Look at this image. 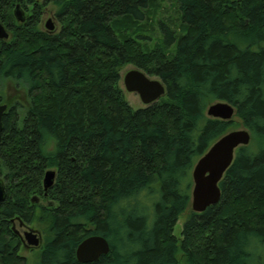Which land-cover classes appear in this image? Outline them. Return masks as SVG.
Segmentation results:
<instances>
[{
  "label": "trees",
  "instance_id": "obj_1",
  "mask_svg": "<svg viewBox=\"0 0 264 264\" xmlns=\"http://www.w3.org/2000/svg\"><path fill=\"white\" fill-rule=\"evenodd\" d=\"M154 1L0 0V264H28L12 220L45 225L38 264H81L77 246L93 235L110 250L88 264H264V0H172L178 28L160 20L161 45L145 51L139 30ZM48 5L53 31L41 26ZM127 64L165 95L134 110L119 86ZM7 80L23 100L6 99ZM217 101L251 141L219 202L195 213L193 166L234 125L205 115Z\"/></svg>",
  "mask_w": 264,
  "mask_h": 264
},
{
  "label": "water",
  "instance_id": "obj_2",
  "mask_svg": "<svg viewBox=\"0 0 264 264\" xmlns=\"http://www.w3.org/2000/svg\"><path fill=\"white\" fill-rule=\"evenodd\" d=\"M16 21L23 22L24 14L19 6L14 9ZM47 31H53L54 26L47 21ZM9 37L8 31L0 23V41ZM123 86L126 92L135 93L144 105L157 102L165 95V87L160 80H151L138 69L128 71L123 77ZM7 106L0 105V140L3 134V115ZM235 114L233 106L226 102L217 101L208 106L207 117L231 121ZM251 141L250 132L247 129L228 131L218 138L208 150L196 161L191 171V209L195 213H202L209 206L215 205L220 199L219 182L223 174L233 161L235 151L241 146H247ZM55 179V171L47 170L44 173L42 186L44 193L52 187ZM5 198V186L0 179V203ZM32 201H36L32 199ZM23 242L31 248H38L42 244L40 235L32 229L23 235ZM110 247L107 240L99 235L85 238L77 246L76 259L81 264L97 262L101 256L109 253Z\"/></svg>",
  "mask_w": 264,
  "mask_h": 264
},
{
  "label": "rangeland",
  "instance_id": "obj_3",
  "mask_svg": "<svg viewBox=\"0 0 264 264\" xmlns=\"http://www.w3.org/2000/svg\"><path fill=\"white\" fill-rule=\"evenodd\" d=\"M38 1L40 3H42L43 0H38ZM152 5L155 6V7H153L154 11H153V9H152V11H149L148 20H145V22L142 23V24H144V26L141 27L140 30H139V33L141 34V36L145 37V39L144 38H140L139 39V41H141L140 47L142 48V50H145V51L153 50L155 48H158V46L161 45L162 34H161V32L159 31V28H158V22L160 20L161 21L163 20L164 22H168L169 21V23L171 22L172 24H170V25H171V27L173 29H176L179 26V20H178L179 17H178L177 7L175 6L174 1H172V0H165V1H163V0H155L154 4H152ZM45 9L47 11L44 14V16L42 17V22H41L42 28L45 29V25H46L47 21H50V23L54 26V30H56L58 28V25L56 24V19L53 16V9H52L51 5H48ZM138 28H136V30ZM134 31H135V28H134ZM134 69H138V68L136 66H134L133 64L124 65L120 69V72H119L120 73L119 86H120V88L123 91V95H124L125 100L129 103V105L134 110H137L139 108L145 107L146 105H144L141 102V100H140V98L138 97L137 94L126 92L125 89H124V86H123V77H124V75L128 71L134 70ZM138 70L142 71L141 69H138ZM142 72H144V71H142ZM146 75L151 80H159L155 76H151V75H148V74H146ZM4 92L7 94V97H9L10 99H12V97H16L19 100H21V99L23 100L24 99V90H20L18 88L16 89V87L14 86V82H12L10 80H7L5 82ZM211 104H213V103H211ZM211 104H209V105H211ZM208 106H207V108H208ZM207 108H206V110H207ZM206 110H205V115H206ZM232 123L234 125L230 128V131L243 129L240 126H236L239 123V120H238V118H235L234 116L232 118ZM32 199H35L36 201H32ZM32 199H31V201L34 202V203L39 201L37 198H35V196H33ZM189 208L191 209V202H190V207ZM187 213H188V211L185 214H182L179 217L178 222H177L176 226L174 227V232L173 233H174V235L176 237L180 236L181 227H182L183 222L185 221ZM44 226L45 225H43V224L39 225V223L37 224L35 222L30 225V227H31L30 229H32L33 231L37 232L40 235V237H41L42 244H41L40 247H42V245L44 243V238H45L44 237V234H45ZM15 229L18 232H20L22 234V236H23V232L27 231V229L19 228L17 226V224H16ZM40 247L32 248V249H29V248L23 249L22 251H20V254L27 259V263L28 264H38V262H39L38 255H39V252H40ZM181 264H184V262L181 261Z\"/></svg>",
  "mask_w": 264,
  "mask_h": 264
},
{
  "label": "flooded vegetation",
  "instance_id": "obj_4",
  "mask_svg": "<svg viewBox=\"0 0 264 264\" xmlns=\"http://www.w3.org/2000/svg\"><path fill=\"white\" fill-rule=\"evenodd\" d=\"M15 8H16V7H15ZM8 98H9V97H7L6 99L8 100ZM12 98H15V99H16V97H12ZM0 105H6L7 108H8V104H7V103H3V104H0ZM6 110H7V109H6ZM3 129H4V127H3ZM0 179H1L2 182L4 183L3 178L0 177ZM4 186H5V197H6V185H5V183H4ZM4 200H5V198H4ZM4 200H3V201H4ZM3 201H2V202H3ZM16 224H17V226H18L19 228L27 229V231L31 230V229H30V228H31V227H30L31 224H27V223L22 222V221H15V220H12V221H11V226H12V228L14 229L15 233H16V234L20 237V239H21V242H22V249H21V251H22L23 249H27V248L32 249L31 247H28V246H26V245L24 244L22 234H21L20 232H18V231L15 229ZM25 232H26V231H25ZM25 232H23V235H24Z\"/></svg>",
  "mask_w": 264,
  "mask_h": 264
}]
</instances>
